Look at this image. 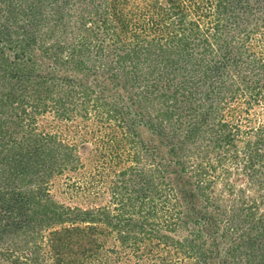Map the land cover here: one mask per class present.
Returning <instances> with one entry per match:
<instances>
[{
  "label": "trees",
  "instance_id": "obj_1",
  "mask_svg": "<svg viewBox=\"0 0 264 264\" xmlns=\"http://www.w3.org/2000/svg\"><path fill=\"white\" fill-rule=\"evenodd\" d=\"M263 37L264 0H0L2 264H264Z\"/></svg>",
  "mask_w": 264,
  "mask_h": 264
},
{
  "label": "rangeland",
  "instance_id": "obj_2",
  "mask_svg": "<svg viewBox=\"0 0 264 264\" xmlns=\"http://www.w3.org/2000/svg\"><path fill=\"white\" fill-rule=\"evenodd\" d=\"M257 50L263 53L261 55H262V58H264V37L262 39H260V45L257 47ZM52 105H53V108H49V113L47 115H45L44 117H42L43 119L40 118V123L43 124V127H45V126L48 127L49 126L47 129L50 130V127H51L52 124L61 123L62 129L65 131V129L68 128V126L69 125H72V124L73 125L76 124L77 126L79 124L84 125L80 121V119H76L74 121V123H71L70 121H67L66 119H63V120H59L58 121V119L56 117V110L57 109L54 107V103ZM233 105H239V102L236 101L235 103H233ZM262 110H263V108H262ZM263 121H264V117H261V122H263ZM94 125L96 126L95 123H93L92 125H90L89 129L90 130L93 129L95 127ZM248 128H250V127H248ZM89 139H90V141H91V143L93 145V148H94L95 145H96L95 144L96 142H94V139L91 138V136L89 137ZM192 161H193L192 165H194V163L195 164H198V161L200 162L201 160H197V155H196L195 157L192 158ZM83 172H85V170H83ZM86 172H88V171H86ZM86 175H88V174L86 173ZM78 176L79 175L72 174V175H70L67 178L64 176L63 178L53 179L49 183V185H50V187L52 189L51 190V193L55 197H57L60 201H62V202H68L69 201L68 203H71V205H76L77 203H79V204L88 203L89 204V202H86L87 199H88V198L86 199V197L90 194V191L88 193H86V195L82 194V196H80V197H78V195L75 193V191L73 189L70 190L69 195L66 194V192L68 191L67 184L74 182L75 181L74 179H77ZM240 179H242V178H240ZM0 180H2V182H3L4 181V178L3 179L0 178ZM214 181H215V184H213L214 188H211V190H210V191L213 192L212 193V196H211V201H212L211 203L213 205V208H216L217 213L219 214V213H222L223 209L225 208L224 207L225 204L224 203H221L220 201H218L217 197L220 194H222V193L224 195L223 190H224L225 187H224V183L222 181V178H219V179L214 180ZM244 183L245 182L241 181V182H238L237 184L239 186H241V187L242 186L244 187V185H245ZM0 185H2L1 184V181H0ZM30 187H33V186L31 185ZM109 198L110 197L108 196L107 191L106 190L105 191L104 190H101L99 192V195L98 196H94L93 195V198H91V200H93V201L90 202V203H95V206L97 207V205L98 206L103 205L107 200H109ZM231 217H233V215L230 214V212H228L226 214V216H224L223 218H224V220L228 221V219H230ZM241 224L244 225L242 222H241ZM41 233H42V235H46V237H49V231H47V230L45 231V229H43ZM20 239L21 238H15V239L12 240V239L5 238L2 241L5 244V246H3L4 249L6 248L9 251H11V249H14L16 247V246H14V244H17L19 242L22 243L20 241ZM20 243L18 245H20ZM144 248H145V246L142 245L141 250L144 249ZM1 250L2 249H0V251ZM127 253L128 254H123V258L120 260V262H114V260H113L111 264H137L138 262L141 263L142 261H148V259H149V257L147 258L146 256H144L143 259H138L135 256V254H133L132 249H129V251ZM155 253H157V250H155ZM160 254H162L167 259L166 260L167 263H172V264H191V263L192 264H195L196 263L195 260H188V258L185 255H183L178 250L170 249V250H167V252L160 251ZM112 258L114 259L115 256H112ZM2 261H4V260H3L2 257H0V264H2Z\"/></svg>",
  "mask_w": 264,
  "mask_h": 264
}]
</instances>
